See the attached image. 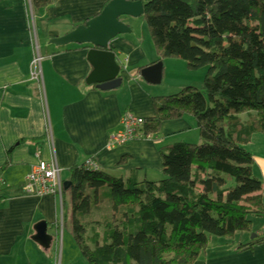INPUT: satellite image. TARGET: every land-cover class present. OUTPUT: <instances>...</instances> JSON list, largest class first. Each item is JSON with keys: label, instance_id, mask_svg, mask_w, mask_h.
I'll return each instance as SVG.
<instances>
[{"label": "crops", "instance_id": "0c3cea01", "mask_svg": "<svg viewBox=\"0 0 264 264\" xmlns=\"http://www.w3.org/2000/svg\"><path fill=\"white\" fill-rule=\"evenodd\" d=\"M111 1L51 0L49 6L36 9L31 0H0V180L4 182L0 194V264H53L56 258L61 264H87L72 232L65 239L62 235V244L58 241L65 225L72 231L74 218L67 194L71 168H83L90 162L96 172L113 179L125 180L137 172L140 182L156 183L162 176L158 147L171 145L169 141L183 143L187 137L193 140L191 144L201 143L193 119L185 117L162 123L149 139L107 148L110 137L122 133L126 115L144 123L155 117L153 99L165 97V92L156 90L163 82L169 91L191 88L184 79L189 77L185 64L158 61L154 47L152 52L149 46L144 49V33L136 37L126 25L130 18H120L130 33L116 37L107 47L119 69L117 87L101 91L85 83L91 72L87 61L90 47H55L50 42L95 18ZM36 50L41 59L38 83L30 78ZM158 64L159 79L155 73L146 82L140 72ZM254 137L259 136L252 137L250 147L256 145L248 152L253 156V176L262 184L264 205V142ZM38 160L54 161L60 172L62 202L61 197L22 192ZM100 209L98 203L84 219L85 223L99 224L94 228L99 234L111 217L109 208L106 217L91 222ZM248 220L249 234H240L237 240L234 234L222 238L224 242L211 239L194 264H264V216ZM40 225L45 227L44 244L36 240Z\"/></svg>", "mask_w": 264, "mask_h": 264}, {"label": "trees", "instance_id": "16d2710c", "mask_svg": "<svg viewBox=\"0 0 264 264\" xmlns=\"http://www.w3.org/2000/svg\"><path fill=\"white\" fill-rule=\"evenodd\" d=\"M141 2L139 19L158 61L207 71L201 89L153 99L155 117L138 136L149 139L162 123L190 117L202 143L158 147L163 179L156 183L140 182L137 172L117 180L70 169L71 232L87 264H194L212 238L249 234L248 219L264 216L247 151L253 136H264V0ZM31 3L41 9L51 0ZM100 185L111 217L99 234V224L84 219L100 203Z\"/></svg>", "mask_w": 264, "mask_h": 264}, {"label": "water", "instance_id": "95a60500", "mask_svg": "<svg viewBox=\"0 0 264 264\" xmlns=\"http://www.w3.org/2000/svg\"><path fill=\"white\" fill-rule=\"evenodd\" d=\"M143 14L142 2H128L125 0H112L92 20L83 26L76 28L70 34L50 42L55 47L68 45H86L90 49L87 53V61L91 72L85 83L97 86L98 90L108 91L117 87L116 80L119 69L115 64L114 56L108 51V44L118 36L130 33V30L120 22V18L137 19ZM160 65L142 70L141 77L148 82L151 74H157L159 79ZM158 83V80H156ZM44 225L37 227L36 240L44 244Z\"/></svg>", "mask_w": 264, "mask_h": 264}, {"label": "built area", "instance_id": "2783aa9c", "mask_svg": "<svg viewBox=\"0 0 264 264\" xmlns=\"http://www.w3.org/2000/svg\"><path fill=\"white\" fill-rule=\"evenodd\" d=\"M41 59L36 54L32 59L30 65V78L32 81H40V71L39 63ZM144 122L141 119L135 118L132 115L128 114L123 118L122 126L123 131L121 134L113 135L110 137L107 148L116 149L126 144H129L133 141L140 140L138 132L142 128ZM36 158L38 156L35 155ZM85 168L91 171L96 172L97 168L90 164V162L85 163ZM59 177L60 172L56 167L54 161L44 162L38 160L36 167L31 170L30 174L27 175L25 184L22 188L24 194H32L34 196H53L61 197V191L59 188ZM4 187V182L0 180V194L1 189ZM53 264H61L59 259H55Z\"/></svg>", "mask_w": 264, "mask_h": 264}, {"label": "rangeland", "instance_id": "374dc122", "mask_svg": "<svg viewBox=\"0 0 264 264\" xmlns=\"http://www.w3.org/2000/svg\"><path fill=\"white\" fill-rule=\"evenodd\" d=\"M126 25L132 29L133 34L136 35V37H137V34L144 33V35L146 37V41H145L146 45L144 46V49L146 50V46H149V50H150V52H152L153 45H152L151 41L147 39V31L148 30L146 28L145 23L141 19L137 18V19H130V21H127ZM43 45L44 44H41V46H43ZM37 51L38 50L35 51V56H36ZM179 64H181V63H179ZM206 71H207V69H201V70L193 71V72L187 71L188 73L187 72L186 73L189 74V77H185L184 79L189 80L188 83H189L191 88L201 89L203 86V79H204ZM158 87H160V88H157L156 90H158L159 94H163L165 92L166 94L163 95L165 97L173 96V95H176L177 93H179V92H177L178 90L177 91H174V90L169 91V88L165 89L166 85L164 84V82L162 83L161 86H158ZM164 89H165V91H164ZM240 119L244 123L247 121V117L245 115L240 116ZM257 136H259V137H254V138H257L258 140H260V142H264V136H262V137H261V135H257ZM257 139H254L253 141H255ZM169 142H170V144H176L177 143L176 141H169ZM182 142L184 144H191L193 142V140L189 139L187 137L184 140H182ZM255 145H256V143H253L251 147L249 145L247 148L248 149L247 151L250 152V149H253ZM196 146H199V144ZM263 155H264V151H263ZM61 177H62V179L65 178L64 175H62ZM162 179H163V175L160 176L158 178V180H156V182L161 181ZM106 194H107V191L105 189L97 190V196H98V199L100 200V203H101V209L99 210V212L97 214L95 213V216L92 217L93 221H91V222H99L103 216L106 217V215H108L107 210L110 208V205H109L110 200L108 198V195H106ZM55 198L58 199V197H55ZM67 233L68 234L71 233V228L67 227L65 225L64 229H61V233H59V237H58L59 245L62 244V235H63V238L65 239L66 235H68ZM236 236H237L236 240H237V238H241L240 237L241 235L238 233H236ZM212 240H215V241L221 240L222 242H224L222 240V238H218V239L212 238ZM236 240H234V241L237 242ZM216 251H218V250H216ZM209 252L212 253L211 250H209Z\"/></svg>", "mask_w": 264, "mask_h": 264}]
</instances>
